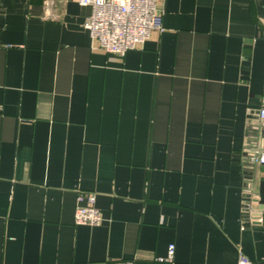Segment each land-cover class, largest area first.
<instances>
[{"label":"crops","instance_id":"1","mask_svg":"<svg viewBox=\"0 0 264 264\" xmlns=\"http://www.w3.org/2000/svg\"><path fill=\"white\" fill-rule=\"evenodd\" d=\"M157 7L162 31L116 56L76 0H0V264H264V165L258 222L241 166L264 0ZM79 192L99 226L74 223Z\"/></svg>","mask_w":264,"mask_h":264},{"label":"built area","instance_id":"2","mask_svg":"<svg viewBox=\"0 0 264 264\" xmlns=\"http://www.w3.org/2000/svg\"><path fill=\"white\" fill-rule=\"evenodd\" d=\"M79 6L91 8L84 23L95 49L108 54L123 56L128 50L144 44L153 32H161V14L157 0H76ZM264 165V96L257 113V122L247 128L246 141L241 150L243 171V210L251 222L262 216L255 198L252 172L256 166ZM94 194L79 192L76 198L74 223L99 226L102 217L95 206ZM174 247L168 248L167 256L159 262L171 263ZM123 264H133L131 261ZM238 264H253L241 257Z\"/></svg>","mask_w":264,"mask_h":264}]
</instances>
